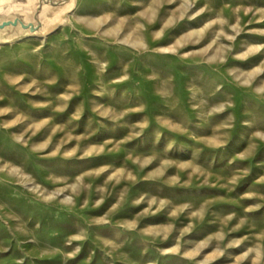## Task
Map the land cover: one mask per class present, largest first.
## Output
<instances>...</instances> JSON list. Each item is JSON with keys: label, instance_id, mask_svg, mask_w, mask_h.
I'll use <instances>...</instances> for the list:
<instances>
[{"label": "rangeland", "instance_id": "1", "mask_svg": "<svg viewBox=\"0 0 264 264\" xmlns=\"http://www.w3.org/2000/svg\"><path fill=\"white\" fill-rule=\"evenodd\" d=\"M10 20L0 264H264V0H0Z\"/></svg>", "mask_w": 264, "mask_h": 264}, {"label": "bare ground", "instance_id": "2", "mask_svg": "<svg viewBox=\"0 0 264 264\" xmlns=\"http://www.w3.org/2000/svg\"><path fill=\"white\" fill-rule=\"evenodd\" d=\"M74 7L75 4L73 2L67 4L65 9H56L55 7H51L49 5L45 6L40 12V17L43 20L44 26L41 29L30 32V37L41 38L55 33L58 29V26L60 25L63 13L72 12ZM18 30L20 33H24L25 31L20 26L18 27Z\"/></svg>", "mask_w": 264, "mask_h": 264}, {"label": "water", "instance_id": "3", "mask_svg": "<svg viewBox=\"0 0 264 264\" xmlns=\"http://www.w3.org/2000/svg\"><path fill=\"white\" fill-rule=\"evenodd\" d=\"M40 15V14H39ZM19 25V24H18ZM21 25V24H20ZM9 26H16V21H7V22H5V23H3L2 25H0V30H2V29H5V28H7V27H9ZM19 27V26H18ZM22 28V27H21ZM23 29H25V28H23ZM39 29H41V28H39ZM4 31V30H3ZM34 31V30H33ZM32 32V31H31Z\"/></svg>", "mask_w": 264, "mask_h": 264}, {"label": "crops", "instance_id": "4", "mask_svg": "<svg viewBox=\"0 0 264 264\" xmlns=\"http://www.w3.org/2000/svg\"><path fill=\"white\" fill-rule=\"evenodd\" d=\"M1 1H3V3H5V2H8L9 0H1Z\"/></svg>", "mask_w": 264, "mask_h": 264}]
</instances>
